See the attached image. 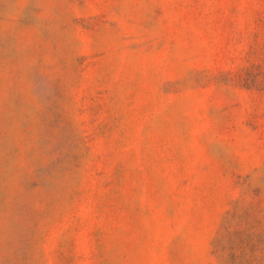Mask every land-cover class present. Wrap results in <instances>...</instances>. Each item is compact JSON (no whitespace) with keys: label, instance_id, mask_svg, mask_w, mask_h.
Returning <instances> with one entry per match:
<instances>
[{"label":"rangeland","instance_id":"1","mask_svg":"<svg viewBox=\"0 0 264 264\" xmlns=\"http://www.w3.org/2000/svg\"><path fill=\"white\" fill-rule=\"evenodd\" d=\"M0 264H264V0H0Z\"/></svg>","mask_w":264,"mask_h":264}]
</instances>
